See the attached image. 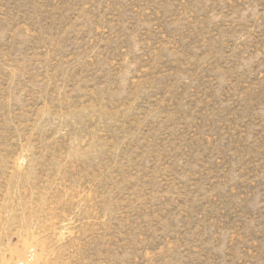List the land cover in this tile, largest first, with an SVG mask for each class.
Returning <instances> with one entry per match:
<instances>
[{
	"label": "rangeland",
	"instance_id": "1",
	"mask_svg": "<svg viewBox=\"0 0 264 264\" xmlns=\"http://www.w3.org/2000/svg\"><path fill=\"white\" fill-rule=\"evenodd\" d=\"M264 264V0H0V264Z\"/></svg>",
	"mask_w": 264,
	"mask_h": 264
},
{
	"label": "built area",
	"instance_id": "2",
	"mask_svg": "<svg viewBox=\"0 0 264 264\" xmlns=\"http://www.w3.org/2000/svg\"><path fill=\"white\" fill-rule=\"evenodd\" d=\"M15 264H32L31 257L28 256L24 258L23 260L17 261Z\"/></svg>",
	"mask_w": 264,
	"mask_h": 264
}]
</instances>
